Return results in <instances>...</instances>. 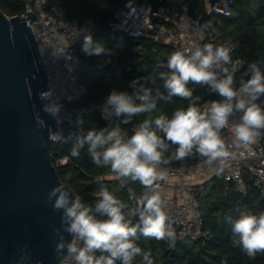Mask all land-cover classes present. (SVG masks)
<instances>
[{
	"label": "clouds",
	"instance_id": "1",
	"mask_svg": "<svg viewBox=\"0 0 264 264\" xmlns=\"http://www.w3.org/2000/svg\"><path fill=\"white\" fill-rule=\"evenodd\" d=\"M93 28L91 20L80 28L81 33H86L81 52L86 57L110 55V49L93 39ZM63 39L61 37V43ZM64 58L79 63L75 54H67ZM241 63L231 59L229 48L205 44L187 55L181 51L171 54L169 72L160 75L167 95L159 90L153 94L152 89L139 84L138 80L129 85L133 89L131 95L111 90L99 106L102 117L109 120L122 118L123 124L155 111L161 100L171 101L172 97L191 99L193 93L187 87L189 83L207 86L221 97L203 111L190 105L186 110L175 111L171 119L160 115L154 121L144 120L130 137L119 126L110 131L107 128L88 130L85 134L83 119L78 117L79 133L69 134L74 138L71 155L79 157L87 145V154L97 167L110 166L117 176L139 181L145 192L137 198L130 189L129 198L135 201L130 206L102 186L99 199L92 207L65 187L70 179L65 177V184L54 187L47 196L53 210L61 213L63 232L72 236L68 242L61 229H54L59 236L54 252L60 264H66L69 258L73 264H117V261L134 264L137 256L143 257L142 264H153L150 253L143 252L136 241L141 237L152 238L167 241L170 247L175 246L178 237L168 223L167 201L161 195L160 183L169 176L161 165L170 163L165 158L170 145L177 146L176 160L198 155L204 165L215 163L223 171L226 162L235 158L230 147L247 149L264 137V72L256 63L250 64V78L241 79L237 86L234 74ZM51 96V92L40 94L41 101L45 102L42 111L60 125L63 123V105ZM237 114H240L239 119L232 125V144L229 145L221 132L230 126V118ZM157 132L163 133V138ZM134 217L139 219L133 226L131 220ZM227 222L232 226L234 237H238L234 242L241 246L247 257L254 259L257 253H264V212L259 216L241 212L238 219L228 217Z\"/></svg>",
	"mask_w": 264,
	"mask_h": 264
},
{
	"label": "trees",
	"instance_id": "2",
	"mask_svg": "<svg viewBox=\"0 0 264 264\" xmlns=\"http://www.w3.org/2000/svg\"><path fill=\"white\" fill-rule=\"evenodd\" d=\"M51 1L55 3L62 18L76 22L79 28L86 21L91 20L94 24L91 32L93 39L111 50L108 56L86 57L81 52L83 37L74 46L80 59L79 83L87 91L88 102L101 105L113 89L131 95L133 89L129 84L134 80L152 89L153 94L159 90L167 95L164 82L160 79L161 73L169 72L168 59L162 54L167 46L146 38L135 40L122 35L130 40V44L121 48L114 41L120 33L103 29V26L111 21L115 8L127 0ZM186 1L191 13L193 9L202 10L204 7L203 0ZM232 4L230 17L209 14L203 16L201 22L207 30L233 43L234 52L231 59L242 62L236 75L247 70L252 63H256L264 72V0H232ZM23 9V0H0V10L7 17L19 15ZM84 34L86 33L82 35ZM249 78L250 73H247L243 79ZM187 87L193 93L191 99L172 97L171 101L161 100L155 111L134 117L129 124H123L122 118L117 119L119 127L128 132L132 125L140 124L144 120L154 121L160 115L171 119L175 111L186 110L190 105H195L203 111L207 108V104L213 101L210 89L193 83H189ZM82 105V102H72L63 106L72 113V121L64 125V139L60 143L51 145L50 154L52 162L62 157L68 158L66 164L56 168L59 180L65 183V177H70L66 182L67 187L75 196H79L82 202L94 207L99 199L95 194L101 190V186L105 185L110 191L115 182L112 178L95 180L109 175L111 169L108 166L97 167L87 154V145L81 150L79 157L71 155L74 138H70L69 134L79 133L81 125L77 124L78 117L83 119L82 128L85 134L88 130L99 131L105 128V124L96 113L90 116L79 114ZM153 129H155L154 124ZM157 134L163 138V133L157 132ZM176 147L170 145L169 151L165 153V158L170 160L168 166L190 164L201 159L196 155L184 160H176ZM114 196L130 206L135 204L134 200L127 199L124 189ZM139 197L140 195L137 196ZM199 206L204 225L210 231L208 240L204 242L177 240L175 246L170 247L167 241L141 237L136 244L143 252L150 253L153 264H264V253H257L254 259L247 257L241 246L234 242L238 237H234L232 226L227 222L228 217L233 220L238 219L241 212L259 216L264 212V198L250 189L242 195L231 185L224 184L220 176H214L210 180V191L199 197ZM138 219V217L132 218L133 226L138 223ZM142 261L143 257L137 256L134 264H142ZM14 264L30 263L19 259ZM117 264H120V261H117Z\"/></svg>",
	"mask_w": 264,
	"mask_h": 264
},
{
	"label": "built area",
	"instance_id": "3",
	"mask_svg": "<svg viewBox=\"0 0 264 264\" xmlns=\"http://www.w3.org/2000/svg\"><path fill=\"white\" fill-rule=\"evenodd\" d=\"M23 1V12L15 16L28 19L27 14H32L35 17L30 24L29 20L25 22L37 43L45 70L48 91L44 93L51 92V99L58 100L63 106L72 102H82L79 114L90 116L96 113L109 131L119 126L117 118L111 120L103 118L100 105L86 100L87 91L79 83L80 59L79 63L75 64L64 58L67 54H75L78 57L74 46L83 34L78 24L62 18L51 0ZM232 6V0H204L203 9H193L191 13L186 0H127L115 8L111 21L103 26V29L116 31L130 39L146 38L164 44L168 48L167 59L173 52L181 51L187 55L205 44L227 47L232 56L233 43L207 30L199 19V16L209 14L230 17ZM61 37L64 38L62 43ZM240 80H237V86ZM210 92L213 101L221 99L218 94L211 90ZM41 102L42 105L45 103ZM210 104L211 102L207 104V108ZM239 115L231 117L230 126L222 130L221 135L229 145L232 144V125L238 122ZM72 117V113L63 107L61 112L63 123L57 125L54 119L57 133L50 135L52 144L63 141L64 125L71 123ZM138 126L139 124H134L129 128L127 132L129 137ZM229 150L234 153L235 158L226 162L223 171H220L219 165L215 163L211 166L204 165L202 159L190 164L180 163L174 167L161 165L162 169L169 172L168 179L160 182L161 195L167 201L168 223L176 230L177 240L197 242L201 239V242H204L210 237V231L204 225L199 197L210 191V180L214 176H220L224 184L231 185L242 195L246 193L249 184L257 189L259 197L264 198V137L247 149L232 146ZM67 162L68 158L62 157L52 164L56 169ZM110 177L113 180L118 178L112 171ZM144 192L145 189L142 190L140 197ZM98 193L99 191L95 194L96 198H99ZM66 264L73 262L69 258Z\"/></svg>",
	"mask_w": 264,
	"mask_h": 264
},
{
	"label": "water",
	"instance_id": "4",
	"mask_svg": "<svg viewBox=\"0 0 264 264\" xmlns=\"http://www.w3.org/2000/svg\"><path fill=\"white\" fill-rule=\"evenodd\" d=\"M27 15L8 18L0 10V264L19 259L59 264L54 229H61L68 242L72 236L63 232L61 213L47 201L48 193L65 183L52 164L50 135L57 130L54 118L42 111L40 94L48 91L47 78L25 22L35 17ZM114 182L113 195L139 181L118 176Z\"/></svg>",
	"mask_w": 264,
	"mask_h": 264
},
{
	"label": "rangeland",
	"instance_id": "5",
	"mask_svg": "<svg viewBox=\"0 0 264 264\" xmlns=\"http://www.w3.org/2000/svg\"><path fill=\"white\" fill-rule=\"evenodd\" d=\"M264 30V29H263ZM114 41L115 43L120 46L121 48L123 47H127L129 46L130 44V40L128 39H125L121 34L120 35H117L115 38H114ZM167 48V47H166ZM168 52V48L165 49L164 51H162V54L166 57V53ZM137 59V58H136ZM249 73L248 69L245 70L244 72L240 73L239 75H236L235 74V80H239V79H243L245 77V75ZM222 133V132H221ZM111 178L110 176L106 175L104 177H98L96 178L95 180L96 181H99L101 179H109ZM105 187V185H103ZM102 187V186H101ZM112 187V186H111ZM132 190L135 194H136V197L139 196L142 192V190L144 189L143 185L140 184V182H136V183H132L130 185H128L127 187L124 188V192L127 196V199H130L129 198V190ZM247 189H250L252 190L253 192H255L257 195H258V192H257V189L252 187L251 185H247ZM249 191V190H248Z\"/></svg>",
	"mask_w": 264,
	"mask_h": 264
},
{
	"label": "crops",
	"instance_id": "6",
	"mask_svg": "<svg viewBox=\"0 0 264 264\" xmlns=\"http://www.w3.org/2000/svg\"><path fill=\"white\" fill-rule=\"evenodd\" d=\"M204 1V0H203ZM161 44V43H160ZM164 45V44H163ZM166 46V45H165ZM108 176H110V174L108 175ZM110 179V178H109Z\"/></svg>",
	"mask_w": 264,
	"mask_h": 264
}]
</instances>
